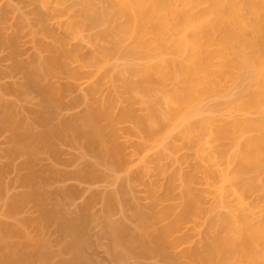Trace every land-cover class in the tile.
Returning <instances> with one entry per match:
<instances>
[{
    "label": "bare ground",
    "instance_id": "1",
    "mask_svg": "<svg viewBox=\"0 0 264 264\" xmlns=\"http://www.w3.org/2000/svg\"><path fill=\"white\" fill-rule=\"evenodd\" d=\"M33 1H38L42 10L50 11L53 18L64 24L70 36L85 39L90 45L91 55L84 61L85 66L98 70L110 66L109 81L121 83L129 99L151 100L157 110L150 112L147 118L135 121L130 109L113 113L111 105L117 101L112 99L108 105L101 103L89 113L61 117L54 123L53 116L58 114L63 104L50 79L56 75L77 78L79 73L70 69L67 61L78 51L66 49L64 40L40 23V37L36 39L39 53L29 65L20 64L16 61L18 40L10 38L8 44L12 55H9L12 62L15 61V70L22 71L26 81L16 90L25 93L34 89L40 96L41 105L30 109L32 117L27 118L20 116L13 101L0 102V131L10 133L6 138L11 144L4 155L7 154L10 160L24 159L18 163L26 170L21 173L19 181L28 187L27 192L16 195L18 199L14 195L11 197L14 203L11 201L12 208L8 210L14 213L24 202V205L32 202L39 216L28 219L34 222V225L30 222L34 228L32 231L38 235L27 234L25 227L29 223L26 219L19 226L0 223V264H91V259L85 255L88 243H85L87 239L82 231L86 207L89 209L90 205H83L86 207H82L78 216L79 209L76 217H68L62 213L61 201L54 197L60 196L65 200L76 192L75 187L72 186L73 190L66 185L57 189L54 197L52 192L51 195L44 192L45 188L69 175L79 181L95 179V167L100 163L115 167L116 158L124 154L117 125L129 118L134 119L147 139L157 141L161 136V144L175 133L200 147L201 136L207 128L204 123L193 122L194 114L199 112L196 106L219 87L234 81L241 72L245 88L231 99L229 106L243 113L258 111L261 117L251 121L226 122L217 129L220 138L231 137L237 132L255 131L238 143L239 153L233 161L234 176L245 177L255 172L254 178L233 183V177L227 176L221 178L218 186L226 197L231 196L242 208L238 219L226 215L211 221L209 231L198 245L181 254L174 252L186 241V237L175 238L174 234L197 214L201 203V197L192 189L193 182L201 174L207 183L216 185L214 165L208 164L210 158L206 156V164L196 163L183 177L180 173L175 174L183 183L180 212L174 213V209L169 207L153 211L151 215L137 213L136 231H129L130 228L126 229L123 224L106 221V235L110 249L117 248L112 249L113 255L119 250L122 256L136 258L137 264H145L143 260L153 257L159 258L163 264H180L181 259H185L184 264H264V173L261 169L264 166V0ZM92 30L96 32L85 35ZM119 53L124 59L139 58L143 63L138 66L127 63L119 67ZM152 53L157 55L153 58ZM168 54L175 57L169 58ZM5 90L13 91L14 87H6ZM61 145L79 148V157L88 159L84 158L82 167L71 170V173L43 166L44 160L68 163L70 158L63 159ZM76 160L72 158L68 164ZM10 164L0 166V179ZM128 164L123 162L121 167ZM2 187L4 185L0 183V192ZM172 187L171 182L169 190ZM251 193H257L256 207L261 214L246 209L244 205L243 196ZM99 195L96 192L95 197ZM106 197L105 203L110 204L108 200L112 197ZM51 225L54 229L56 227L55 233L59 236L52 242L56 246L61 244L56 252L51 251L50 240L37 237ZM58 254L63 258L56 259ZM122 256H115L119 264L126 259Z\"/></svg>",
    "mask_w": 264,
    "mask_h": 264
},
{
    "label": "rangeland",
    "instance_id": "2",
    "mask_svg": "<svg viewBox=\"0 0 264 264\" xmlns=\"http://www.w3.org/2000/svg\"><path fill=\"white\" fill-rule=\"evenodd\" d=\"M40 23L50 29L55 36L62 38L66 49L78 51V54L67 62L69 68L78 72L79 76L71 78L66 75H56L50 79L55 92L59 94L63 104L58 114L53 116L54 123L61 117L80 116L89 113L101 103L108 105L112 99H116L117 101V103L111 105L113 113L118 114L121 110L130 109L135 117V121L145 119L150 112L152 113L157 110V106L151 100H143L139 97L129 99L121 83L109 81L110 66L99 70L91 66H85L84 61L91 55L90 45L85 39H75L72 35L70 36L64 24L53 18L50 11L42 10L38 1L33 0H0V87H4L5 89L6 87H14L13 91H7L4 88L1 90L0 88V102L2 100L13 101L19 109L20 116L27 118L32 117L29 112L30 109H36L41 105L40 96L34 89H28L25 93H20L16 90L26 81L24 73L22 74V71L15 70V61L13 60L14 62H12L11 60L10 56L12 54L10 53L11 49L8 44L10 38L16 37L19 49L16 61L20 64L29 65L32 59L39 53L36 39L40 37ZM94 32L96 30L87 32L85 35H90ZM156 55L157 53H152L153 58ZM166 56L169 58L175 57L173 54ZM123 57L122 53H119V67L127 63L135 66L143 63L139 58L137 60L130 57L124 59ZM242 79L243 73L241 72L234 81L219 87L196 106L199 107V112L194 114L192 120L195 123H204L207 128L206 133L201 136L202 144L200 147L194 143H188L175 133H172L161 144V136L157 138V141L147 139L145 133L139 129L134 119L129 118L117 125L120 136L119 142L123 145L124 154L116 158L115 163L117 165L115 167H106L107 165L103 166L100 165L101 163L96 162L99 166L95 167L97 169L94 172L96 174L95 179L79 181L69 175L70 178L66 176L62 181L53 182L45 188L44 192L46 191L48 195H51L52 192L51 196L54 197L57 189L65 188L66 185L67 187H75V190L72 188L76 192H73L74 195L70 194L73 195L71 197L68 195L69 198L65 197L66 202L60 196L54 197L58 201H61L63 204L62 213L68 217H76V211L79 209L78 216L81 213L82 207H86L83 205H90L89 209L86 207L87 222L84 220L85 222L82 223V231L83 237L87 239L85 243H88L86 248L84 247L85 255L89 256L91 264H119L116 261L118 257L115 258V256L123 255V253L120 255L119 250L116 252L119 253L118 255L116 253L113 255V248L110 249V241L106 235V221H112V223L114 222L118 225L123 224V227L127 226L125 228H130L129 231H132L135 226L136 228L138 227L136 225V221H138L137 213L151 215L153 211L165 210L169 207L174 209V213L180 212L183 205V183L181 178L175 177V174L180 173L183 177L191 172L192 167L196 163L206 164V156L210 158H208L210 160L208 164L214 165L216 185L207 183L201 174L193 182L192 189L201 197V203L197 214L191 216L182 224L180 230L174 234L175 238L186 237V241L182 242L174 252L181 254L185 250L198 245L204 234L209 231L211 221L221 219L226 215L231 216L233 219H238L243 212L242 208L238 203L236 204L231 196L226 197L219 190L218 186L221 178L227 176L233 177L231 179L233 183H240L243 179L254 178L255 172H251L245 177L240 176L241 178L236 175L234 176L235 165L233 161L239 153L238 143L252 136L255 131L251 129L252 131L237 132L231 137L220 138L217 134V129L221 124L226 122L235 120L251 121L261 117V113L258 111L243 113L229 106L231 99L245 88L246 82ZM92 89L95 90L91 92ZM9 134L8 132L0 131V166L3 167L5 163H11L3 174V179H0V183L4 185L0 192V223L7 222L8 224L11 223L19 226L20 222L26 219L25 221H28L29 224H26L25 229L27 228V234L31 236L32 233L37 232L35 230L32 231L34 228L31 226L34 225V222L30 220L39 216L36 207H32L34 206L32 202H26L25 205L24 202L23 206L14 213L8 210L12 208L10 205L13 202L11 198L13 195L16 197V195L20 193L22 195V193L28 191V187H24L19 181V178L22 177L21 173L26 172L18 164L21 163L23 158H11L10 160V157H6L7 154L4 155L11 147L9 140L6 138ZM60 149L63 152L61 155L65 156L64 158L61 156L64 160L67 158L71 160L74 158L76 160V156H78V159L75 162L71 161L70 165L68 164L70 159L67 160L68 163H65V165L62 162L59 164L51 160H44L41 164L45 167H56L65 172L66 170L67 172L70 171L71 173L74 170H78V167H82L81 162L83 164L84 158L88 159V157H79L81 155L79 148L61 145ZM42 157L45 156L42 155ZM123 162H128V166L121 167ZM17 164L19 168L16 167L18 166ZM261 169H263L264 173V166ZM171 182L173 187L169 190ZM96 192L100 193V197H95ZM108 195L112 197V200H108L111 202V205L107 202L110 205L109 209L104 198ZM243 201L246 209H252L257 214H261L260 209L256 207L257 193L244 195ZM10 212L13 214H10ZM30 222H33V225ZM166 222L164 221L163 223ZM53 226L51 225L50 228L46 227L48 231L45 228L44 232H41L43 235L39 234L40 236L37 237L50 240V249L56 252L59 250V246L61 247V244L56 246L55 242H52L53 239H58L59 237L58 233H55L56 227L54 229ZM136 230L134 229V231ZM52 243L55 245H52ZM120 250L122 251V249ZM57 256L56 259L59 257L60 259L63 258L59 254ZM123 257L125 256H122V259ZM125 258L123 263L119 261L120 264L138 263L134 257L128 256ZM154 258L143 261H145V264H148V262L149 264H163L159 258ZM184 263L185 259H181L180 264Z\"/></svg>",
    "mask_w": 264,
    "mask_h": 264
}]
</instances>
